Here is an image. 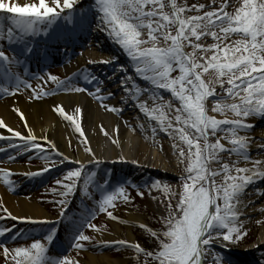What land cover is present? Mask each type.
<instances>
[{"label":"snow or ice","instance_id":"1","mask_svg":"<svg viewBox=\"0 0 264 264\" xmlns=\"http://www.w3.org/2000/svg\"><path fill=\"white\" fill-rule=\"evenodd\" d=\"M51 2L53 6H49L46 0H35L31 4L23 5L8 4L4 0H0V10L2 13L9 14L7 19L11 20L21 35L33 34L41 29L47 31L48 26L58 19L59 14L56 9L61 6L60 0H51ZM97 4L99 11L103 13L100 18L101 25L107 26L109 34L113 36L116 43L122 47L134 64L143 66L137 67L136 71L152 72V75L146 78L150 79L158 88L170 89L173 96L181 102V107L176 110L175 119L177 124H183V127L173 128L171 121L165 127L163 113L158 117L162 130L168 132L171 129L172 132L178 134V139L184 142L188 148L187 176L182 178V191L176 204L180 215L178 218L174 216L171 204L167 205L169 212V216L166 218L167 230L162 233L165 239L160 241L159 251L155 255L152 253L146 255L152 256L158 264H206V258L211 254V245L214 241L219 240L222 236V240L225 242H235L245 234L242 221L239 219L243 213L237 207V204L240 203L239 194L254 182L256 175L264 176V171L239 167L234 168L235 175H233L231 174L232 169L227 164H224L219 172L209 171L208 167L210 161L215 160L220 152L235 153L238 157L248 161L247 138L240 136L239 132L254 127L244 122L246 118L254 115L264 116V0H243V4L236 9L234 15L221 8L219 11L205 12L203 16H192L186 19L181 15L185 12V8L177 7L175 0H170L171 15L162 12L165 7L162 0H97ZM145 6H150L151 10L144 11ZM72 7V0H63L64 9ZM146 18L147 23H145ZM217 26H219L222 35L216 31H209L210 28ZM171 27L175 28V35L169 30ZM144 28L148 30V41L140 38L141 30ZM13 31L14 29L11 27L7 29L9 38ZM232 34L242 35L243 38L236 40L232 46L211 45L214 54L206 59L205 64L196 63L191 54L184 52L183 42H191L190 37L199 40L202 36L211 35L215 40L223 42ZM160 37L165 42L170 41L171 43L167 47H157L156 42ZM149 41L152 42V47H141ZM193 47L194 50L208 51L206 48L202 49L200 44H195ZM222 57L224 62H221ZM8 60L9 57L0 51V62ZM173 65L179 68L181 74L177 78L170 79L169 73L173 70ZM199 69H202L203 72L214 69L218 77L231 74L228 79L230 87L226 89L229 95H238L237 90H243L245 95L240 97L239 104L223 105L217 102L212 109L213 111H223L224 108H228L235 113L236 119L217 120L207 115L204 102L213 93L207 89L201 79L202 73ZM236 73H239V76ZM48 79L55 82L58 87H67L66 81H61L55 76L49 75ZM19 86L18 83L17 89ZM134 87L135 85H133ZM71 90L87 91L82 87ZM3 91L7 92L8 88H4ZM97 91L99 92V89ZM53 111L58 112L65 120L74 123L78 132L81 131V125L75 122L73 115L66 113L62 105H54ZM75 112L80 113L81 109L77 107ZM182 112L186 113V116H182L180 114ZM21 119H24L22 114ZM189 127L195 130L194 138H189V135L186 134V128ZM0 128H7V131L15 137L21 136L19 131H13L3 120H0ZM209 129L213 135L218 131L229 133L233 137L231 139L232 147L225 148L219 139L215 143H210ZM201 139L203 140L202 145L199 142ZM85 143H87L86 140ZM29 144L34 151H44L41 144L31 134L20 147L27 149ZM51 147L54 148L55 145L52 144ZM178 148V160L183 162L185 151L174 143V152ZM84 150L92 151L90 147H85ZM9 159L14 160L15 157H9ZM254 164L261 166L264 165V161L257 160ZM44 171H48V169L46 168ZM10 174L4 173L5 176ZM40 174L42 173H30V175ZM221 174H223V182L217 184L216 178ZM80 176L81 172L78 169L68 171L65 180L70 183L64 184L63 187L70 192L73 188L71 181ZM57 184H61V181H57ZM118 194L123 196V189H120ZM138 195H143V193L138 192ZM115 198V193L105 195L99 204L100 212H107V216L113 220H116L117 217L111 211H107V206H114ZM0 211L4 213L3 216H0V220L29 219L26 216L13 215L3 205H0ZM30 222L36 223L37 221ZM90 226L95 231H99L94 225ZM140 227L145 226L140 225ZM10 231L11 229L7 227L0 229V236ZM152 235L159 238L158 233L153 232ZM46 239L50 243L52 237L48 236ZM74 239L76 242L73 247L81 249L84 246L81 241H88L90 238L81 232ZM113 243L126 247L131 246L137 253L143 251L138 243L130 245L128 241L124 240ZM0 247L3 245L0 244ZM12 251L15 253L13 256L15 264H76L68 257L56 260L49 258L47 248L40 240H35L28 248L18 247ZM8 252L9 249L5 247L6 256ZM222 262V257H216L214 260V264H222Z\"/></svg>","mask_w":264,"mask_h":264},{"label":"rangeland","instance_id":"2","mask_svg":"<svg viewBox=\"0 0 264 264\" xmlns=\"http://www.w3.org/2000/svg\"><path fill=\"white\" fill-rule=\"evenodd\" d=\"M162 2L165 4L162 12L171 15L172 8L170 0H162ZM31 3L33 2H26V0L20 3L15 1H13V3L11 2V4L20 5ZM175 3L177 7L185 8V12L181 15L186 19L192 16H203L205 12L219 11L221 8H223V11L234 15L236 9L243 4V0H175ZM60 4L61 6L56 9V12L59 14L58 19L52 24V28H54L55 31L63 30L65 22L71 18L73 19L71 21L75 22L73 16L77 14V9L80 7V11L86 12L87 15L91 17V24L92 20H95L94 16L99 8L97 0H72L73 7L71 9H64L63 1ZM49 6H53L52 3L49 4ZM149 10H151L150 6H145L144 11ZM8 15L9 14L2 13V10H0V51H3L5 55L9 57L8 61L0 64V103L3 101L8 103L16 94L26 97L32 102L48 101L51 95L57 91L62 92L60 89L61 87H58L55 82L48 79L49 75L55 76L61 81H66L68 86L70 83H76L79 85L78 87L87 89L84 84H81L82 82L73 78L70 80V78H67L62 74V64L58 63V61H56V63H48L46 61V67L44 65L45 68H43V73L27 71L28 74H24L23 69L17 64L16 60V57L19 56L18 54L20 53L17 54L13 49L14 47L8 45V38L5 41L1 38V34L6 33L9 27L14 29L12 34H19V30L15 29L11 20L7 19ZM147 22L146 18L145 23ZM169 30L175 35L174 27H171ZM209 31H216L218 34L222 35L219 26L210 28ZM147 33V28L142 29L140 38L148 41ZM48 34H50L48 30L44 31L41 29L33 34H26V40L34 42L36 37L39 36L41 39L40 41L46 39L48 42ZM242 38V35L232 34L221 42L215 40L211 35L202 36L199 40H196L195 37H190L191 42H183L184 52L186 54H191L196 63L205 64L206 59L214 54V50L210 47L211 45L217 44L221 47L224 45L232 46L236 40ZM63 39L66 43L70 42L71 45L69 46L68 44L60 43L61 45L59 44L60 46H58V48L62 49V52H65V50L67 52L71 51L74 48L73 45L75 46V42L71 41L70 36L63 37ZM88 42L89 41L85 43L87 46ZM170 43V41L165 42L162 37H160L156 42V46L167 47ZM41 44L44 45V42ZM62 44H64V46H62ZM85 44L83 46H86ZM195 44H200L202 49L206 48L208 51L205 52L201 49L194 50L193 46ZM206 44L207 46H205ZM144 46L152 47L153 44L149 41L147 44L141 45V47ZM78 48L75 46V50L78 51L77 53L81 54L83 51L82 48L84 47ZM221 62H224L223 57ZM257 67H259L258 64ZM104 70L107 71L106 69ZM199 71L202 73L201 79L204 81L207 89L213 93V95L209 96L204 102L207 115L214 117L217 120H225L221 119V117L224 116L223 113H221L220 116L219 111H213L212 109L216 102H224V100H228L229 96H231L226 91V89L230 87L228 79L231 74L218 77V74L214 69H209L208 72H203L202 69H199ZM180 74L179 68L173 65V70L169 73V78H177ZM236 75L239 76V73H236ZM105 77L108 79L109 73H107ZM18 83L20 86L17 89L16 85ZM113 86L114 84L110 85L111 88H113ZM4 88H8V91L4 92ZM153 89H156V87ZM148 94H151V92H148ZM153 94V99L148 102L150 104V109L157 115V117L163 113L164 122L166 124L171 121L173 128L183 127V124H177L175 119L177 115L176 110L181 107V102L173 96L171 90L163 89L160 94ZM130 111L132 110L130 109ZM12 114L16 118V122L20 129H22L23 133H26L27 126H25L21 117L17 115L13 109ZM180 114L186 116V113L182 112ZM40 116H43L42 112H39V117ZM224 132L227 133L226 131H218L213 135L211 129H209V142L215 143L216 140L219 139L220 143L223 144L225 148L232 147L231 142L229 143L223 136ZM186 134L189 135V138H194L195 130L190 127L186 128ZM227 134L230 139L233 138L229 133ZM157 138L160 141L164 139L167 143L170 142V138L166 133L157 136ZM176 138L178 139V134H176ZM35 139L41 144V147L44 150L43 152L32 150L31 144L28 145L27 149L20 147V145H23L26 142L27 139H25V142L15 145L9 150L0 152V166L6 167L11 166L12 164H19L22 167H36L41 170L47 168L50 170V176L45 174V179L43 178V181H37V177L41 174L26 177L20 172H8L11 174L5 176V172H1L0 185L7 191L5 193L12 197L22 195V191L25 190L28 197H31L35 202H38L45 208L50 216L55 218L50 220H23L19 218L17 220H0V229L5 227L11 229L10 232L0 236V244L3 245V247H0V264H15V261L13 260L15 253L12 250L18 247L28 248L35 240H40V242L45 245L47 248V256L54 260L68 257L70 260L76 262V264H85L83 263L84 261L87 263L90 262L88 260V253L95 256L96 259L104 253H108L111 259H124L127 261V264H158L157 261L153 260L152 256L146 255L147 253L152 252L148 251L147 248L143 246L142 238L148 232L159 234V238L157 236L153 237L157 244V248H155L154 253H152L155 255V253L159 251L160 241L164 240L160 236H162V233L167 230L166 218L169 216L167 205L169 203L171 204L172 214L174 216L178 218L180 215L179 209L176 208V204L179 201V194L182 191V178L187 176V145L178 139L179 147L183 148L185 151V158L183 162H180L181 165L179 163L177 173L173 172L169 175L159 174L158 176L153 175L147 177L145 180H139L138 184L132 187L130 182L122 180L118 175L112 173L111 167L97 161L82 166L80 164L74 165L69 162L59 165V161L50 146V140L36 137ZM199 142L201 145L203 144L202 139ZM167 143L165 142L166 145H164L165 150L170 148ZM0 145H3V143ZM73 146L74 145H72V148L74 149ZM158 148L159 147H157V149ZM231 155L232 154H229L228 152H220L215 160L210 161L208 166L209 171L219 172L221 170L219 167L221 162L218 161H224ZM9 157H15V159L10 160ZM235 165L236 163L234 164L232 161L229 168L233 169ZM55 168L59 170L58 173L54 170ZM77 169L81 172L82 177L74 178L73 181H71L73 188L69 192L63 187L64 184L70 183V181L65 180V176L68 171ZM32 173H37V171L35 170ZM98 177L101 178V180H99ZM222 180L223 174L216 178L217 184H220ZM5 181H8V183H5ZM57 181H61V184H57ZM154 184L155 187H153ZM120 189H123V196L118 194ZM77 192L82 198L75 196V198H77L74 199L75 211L71 210L73 214L66 217L65 221L61 222L66 214L65 209H70V203H68V201ZM138 192L143 193V195H138ZM113 193L116 194V198L113 201L114 206H107V211H111L113 215L117 217L116 220L108 217L107 212L102 213L99 210V204L102 201V198L105 195ZM83 200H85V202ZM61 201H63V203H61ZM67 204L68 207H66ZM0 205L5 206L1 197ZM128 208L139 214L141 220L128 219ZM3 215L4 213L0 211V216ZM255 219L256 220L253 223L243 227V232L245 234L242 235V238L239 241L220 244L222 236L219 240L214 241L211 245V254L206 258V264H214L216 257L223 258L222 264H231L229 260L230 257H242L244 251L256 241L257 233L264 225V211L259 213ZM30 221L37 222L32 223ZM110 221L116 222L119 230L114 228L115 225L113 226ZM258 221L259 223H257ZM90 225H94L99 231H95ZM140 225H144L145 227H140ZM58 228L59 237L56 239ZM81 232L90 239L88 241H81L84 245L83 248L76 249L73 247V244L76 242L74 237ZM101 234L109 235L110 237L120 236L122 240L128 241L130 245L138 243L143 251L137 253L131 246L126 247L123 245H116L113 243V240H105L101 237ZM129 235H131L132 241H129ZM214 235L216 234L214 233ZM48 236L52 237L50 243L46 239ZM5 247L9 249L7 256L4 253ZM59 247L61 250H59ZM262 251L264 252V249ZM99 263L103 264L101 262Z\"/></svg>","mask_w":264,"mask_h":264},{"label":"bare ground","instance_id":"3","mask_svg":"<svg viewBox=\"0 0 264 264\" xmlns=\"http://www.w3.org/2000/svg\"><path fill=\"white\" fill-rule=\"evenodd\" d=\"M13 1L20 3L25 0H4L8 4L13 3ZM62 1L60 0V3ZM26 2H35V0H26ZM46 2L52 3L51 0H46ZM79 9H77V14L73 16L75 22L69 20L65 22V27L60 31V35L52 28V25L48 26L50 28H47L50 32L48 34L49 43L53 46L47 43L46 45H36L35 51L37 55H40L38 60H57L58 63L62 64V74L70 80L73 78L82 82L81 84H84L88 91L81 93L73 91L71 89H75L79 85L70 83L69 86L60 88L62 92L57 91L51 95L48 101L32 102L30 99L16 94L8 103L6 101L1 102L0 120L5 121L13 131H19L21 136L15 137L7 131V128H0V143H4L0 145V151L8 150L14 145L25 142L24 140L31 134L36 138L50 140V146L55 145L54 148H51L60 164L70 162L86 165L90 162L101 161L109 164L114 173L124 177L125 180L129 179L132 183L145 180L153 175L177 173L181 161L178 160L179 148L175 152L173 150L174 143L179 145L176 133L172 132L171 129L168 132L162 130L160 120L150 109L148 102L153 99V93L160 94L163 89L158 88L150 79L146 78L152 75L150 71H136L137 67L143 66L134 64L130 57L124 54L125 51L116 43L113 36L109 34L107 26L101 25L100 18L103 13L99 11V8L94 16L95 20H92L91 24V17ZM64 34L70 36L71 40L76 39L77 48L84 47L81 54L77 53L75 47L71 51L65 50L61 53L63 50L58 48L61 45L58 43L63 42L62 36ZM1 38L4 41L8 38V45L17 50L22 48L21 56L17 58L22 68L26 65L33 66L32 63L27 64L26 55H33L34 48L30 46L29 41L25 43L26 34H12L9 38L8 32H6L1 34ZM87 41H89L88 46L85 44ZM84 44L86 46H83ZM34 60L35 57L32 61ZM102 67L107 68V71ZM107 73H109L108 79L105 77ZM128 77L131 79H127ZM111 84H114L113 88L110 87ZM133 85H135L134 88ZM154 87L156 89H153ZM240 90H237L238 95H231L228 100L218 102L223 105L239 104L240 97L245 95L243 90ZM54 105H62L67 114L73 115L75 122L81 125V131L78 132L74 123L65 120L58 112H54ZM77 107L81 109L80 113L75 112ZM113 108L115 110H110ZM12 109L20 117L21 114L23 115V122L27 126L26 133H23L18 126ZM17 109L19 111H16ZM37 111L42 112L43 116L39 117ZM219 113L220 116L221 113L224 114L221 119L232 120L237 118L235 113L228 108H224ZM244 122L254 126L247 131L239 132L240 136L247 138L249 160L245 161L233 153L226 160L218 161L221 162L219 167L222 168L224 164L229 166L233 161L236 162L235 167L264 171V165L255 166L254 164L257 160L264 161V147H262L264 145V116H250ZM164 126H167L165 122ZM164 133L168 134L170 142L167 143L164 139L158 140L157 136ZM223 136L229 143L233 139H230L225 132ZM165 142L170 147L167 150L164 147ZM70 144L74 145V149ZM85 147H90L92 151L86 152ZM157 147L159 148L157 149ZM234 168L231 173L233 175H235ZM35 170L42 173L37 177L39 180L45 173L39 168L22 167L19 164L0 166V173L20 172L26 177H29L30 173ZM5 192L7 191L0 185L1 200L13 215L17 217L26 216L31 220L55 218L50 216L38 202L28 197L25 190L22 191V195L17 197H12ZM239 201L237 207L243 213L239 219L244 227L253 223L256 216L264 211V176L256 175L254 182L239 194ZM127 212L128 219L141 220L140 215L129 210V208ZM110 222L113 226L115 225L114 228L119 230L116 222ZM101 237L107 241L113 240V242L122 240L120 236L110 237L101 234ZM128 239L129 241L132 239L131 235ZM263 249L264 225L259 229L256 241L244 251L242 259L228 258L231 264H264ZM97 258L88 253L90 262H82L85 264H100L99 262L103 264H127L124 259H111L108 253Z\"/></svg>","mask_w":264,"mask_h":264},{"label":"trees","instance_id":"4","mask_svg":"<svg viewBox=\"0 0 264 264\" xmlns=\"http://www.w3.org/2000/svg\"><path fill=\"white\" fill-rule=\"evenodd\" d=\"M152 233L153 232L146 233V235L142 239H143V246L145 248H147L148 251L154 253L155 248H157V244H156L155 240L153 239V237H155V236L152 235ZM160 237L163 238V239H165L163 237V235L160 236ZM224 243H225V241H223V240L220 242V244H224Z\"/></svg>","mask_w":264,"mask_h":264}]
</instances>
